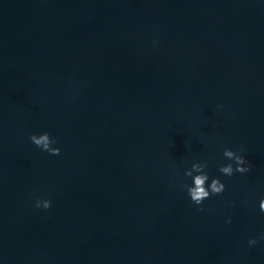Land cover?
Masks as SVG:
<instances>
[{"label":"water","instance_id":"95a60500","mask_svg":"<svg viewBox=\"0 0 264 264\" xmlns=\"http://www.w3.org/2000/svg\"><path fill=\"white\" fill-rule=\"evenodd\" d=\"M261 199L264 0H0V264H264Z\"/></svg>","mask_w":264,"mask_h":264},{"label":"clouds","instance_id":"9594fccd","mask_svg":"<svg viewBox=\"0 0 264 264\" xmlns=\"http://www.w3.org/2000/svg\"><path fill=\"white\" fill-rule=\"evenodd\" d=\"M30 140L39 147L42 151L48 152L50 155L57 156L60 155L61 149L58 147H53L57 141L51 136L50 133L44 132L42 134H32ZM245 151L244 148H238L233 151L231 148H225L223 151V156L233 163L220 164L219 172L224 176L231 177L235 173L245 174L251 171L252 166L251 162L246 159L242 154ZM208 168V162H195L192 164L190 169H186L184 172L185 177H189L192 180L191 184L183 183L180 186L187 191L188 196L190 197L192 203L200 207V211H204V201L210 199L215 195H222L226 190V185L221 181V179L212 178L211 183L209 184V174L206 169ZM37 208L41 206L45 209H49L52 206V201L49 200H40L38 199L35 203ZM259 209L264 213V199L259 201ZM231 223V220L228 221ZM261 240H264V233L260 236ZM258 243L257 239L253 238L248 241L250 246L256 245Z\"/></svg>","mask_w":264,"mask_h":264}]
</instances>
